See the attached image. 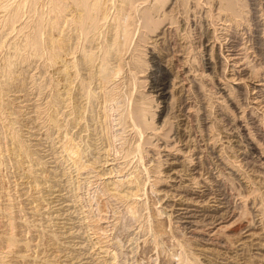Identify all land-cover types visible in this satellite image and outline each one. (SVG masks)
<instances>
[{
  "label": "rangeland",
  "instance_id": "rangeland-1",
  "mask_svg": "<svg viewBox=\"0 0 264 264\" xmlns=\"http://www.w3.org/2000/svg\"><path fill=\"white\" fill-rule=\"evenodd\" d=\"M178 1L180 0H172L169 2L170 6L166 5L155 14L156 17L162 13H168L171 16H168L169 21L168 19L161 21L162 24L161 22L151 24L149 32L147 29H140L142 28L141 18L137 17L140 14L142 16L144 9L147 8H145L146 5L138 8L141 10L140 12L137 9L133 15V22H137L133 24H140V27L136 24L133 25L134 28L132 27L134 29L132 31H136L134 32L135 36L133 35V43H131V46H133L130 47L128 52L130 54V51L140 44L143 51H141V59L145 66L142 69L143 74L142 72L138 73V76L141 77L137 79L142 80L144 84L134 85L133 94L130 98L131 102H134L140 94L148 95L152 86L154 87L165 81L170 83L167 84L168 87L172 84L171 94L173 100L170 105L168 119L172 118L164 126L163 132L167 128L170 129L164 132L167 137L169 136L170 141L167 139L168 143L172 144L174 142L181 153L177 157L179 160L177 165L173 168L178 176L176 174L173 179V176L169 175L171 171L169 173L165 169L166 166L162 165L159 169L161 172L158 173L159 179L162 180H160V184L156 180L154 181L156 178L153 170L155 169L154 164L157 165L158 163L156 161L159 160L162 163L165 159L161 157L163 153L159 157H154L151 156L156 153L154 150H146V154H149V156L147 155V157L144 153L142 156L144 162L142 159V161L140 160L142 167H145L144 169L141 167L140 161H137V157L133 158L134 161L132 158L123 160L122 154H115L122 143L118 138L119 132L121 134V131H119L121 127L118 128V121L114 119L119 111L114 102V105L112 102L107 103L105 99V101L101 100V97L104 96L102 95L103 91H109L107 89L112 88L113 85L117 87L119 85L116 84L125 81V84H129L127 82L128 73H126L128 72V66L126 65L118 74L116 72L119 69L118 64L115 66L113 63L114 61L117 63L116 58L111 55V58L113 57L115 60H110L111 69L109 71L110 74L117 77L111 76V79L108 80L110 82L106 84L105 82L102 83V80L100 83L94 80L89 89L94 91L95 96L89 101L83 99L84 97L79 98L81 94L76 93V91L73 92V89L71 96H74L72 100L76 102H72H75L74 105L84 107L85 114L83 113V116L85 118L84 121L72 127L73 124L70 121L74 117L67 116L68 109L61 102L66 98L63 94L65 92L63 88L64 81L73 79L74 74H72L73 70L69 69L68 75L71 73L72 78L70 75H66L67 72L64 71L65 76L62 73L64 69L62 64H66L70 61L69 59L76 60V56L78 59V54L75 55V59L63 55L62 57L65 58L60 59L62 62L59 60L55 66L48 68L44 66V58L35 57L26 63L12 59V62H15L11 63L10 75L6 76L1 70L2 60L9 52H13V49H11L12 43L20 44L22 40L15 31L17 24L10 32L9 30L4 32L5 28L2 30L4 13L0 12V44L3 45L0 48V264H110L108 262H111V264H179V259L185 256L190 257L189 259L192 260L195 258L196 264H264V162L262 160L260 163L254 159V156L250 155L249 152L247 153V150L243 148V143L235 138L237 133L236 127L233 128L236 124V121L234 122L235 112H232L234 109L231 111V108L226 109L225 102L220 101L221 97L216 96L218 95L217 86L226 87L230 99L243 112L242 119L245 122L241 119L240 124L249 127L246 129V133L250 132L251 140L256 145L258 144V152L261 150L262 156H264V0H221L223 4L226 3L233 7V11L228 12L219 9L217 4L219 0H207V2L203 0L205 3L202 0H200L201 3L199 0H188L183 5H181V1ZM174 2H178L182 7L178 3H176V6ZM213 2H216L215 4L218 7ZM205 4H207V7ZM171 9L173 10L169 13ZM112 10L114 8L111 9V12ZM160 17L162 18V15L155 19H160ZM202 21L204 22L202 23ZM106 25L107 23L102 29L103 31L106 30V40L109 41L110 38H107L111 36V31L105 29ZM108 32H110L109 36H107ZM56 37L59 38L58 34ZM72 38H74V35ZM135 38L139 39L134 41ZM141 39L142 43L137 41ZM71 41L73 42V39ZM97 42L87 41L84 46H87L86 48L90 51L95 45L96 48L93 50L98 53ZM71 43L70 45H74L75 40ZM128 53H125V56L122 55L123 62L128 61ZM59 55L61 56L62 53L60 52ZM119 55L121 56V53ZM204 57L206 60L210 58V70L202 67ZM64 60L65 62H63ZM187 67H190V70ZM85 69L86 67L84 70H79V78L74 79L73 88L77 86L80 78L87 77L88 71ZM181 70L184 75L179 72ZM192 72L195 74L193 73V75ZM203 72H205V77ZM199 74L204 77L203 80ZM194 76L195 78L199 76V79H195ZM120 79L121 81H119ZM192 79H195V81L193 82ZM190 80L192 81L190 82ZM178 81L181 83L180 85H177ZM125 84L122 89L124 101H126L125 97L128 95V87ZM215 85L217 86L215 87ZM181 86L183 89H181ZM72 94H76V96ZM153 101L156 102V98ZM153 101L151 102L152 105L154 104ZM180 101L182 102L179 103ZM223 107L226 111L223 110ZM113 108L114 111L116 110L115 112ZM107 112L110 114L108 115ZM249 113L251 114L249 115ZM106 114L107 116H105ZM50 115L55 121H51ZM179 122L180 124H178ZM246 122H249V125ZM157 123L159 121H156ZM70 125L71 128L68 127ZM176 126L179 127L178 130ZM67 129L70 132L66 131ZM188 131L190 133H187ZM11 133L17 136L19 143L22 145L21 150L10 138ZM66 133L72 139L70 137L69 139H67L68 137L65 138ZM128 133L126 135H130ZM130 137L128 136V138ZM190 138H194V140ZM204 138L206 140L208 138V143ZM70 140H74V142L71 143ZM194 142H196L195 146H193ZM106 145L110 147H106ZM63 146L65 147L64 151H62ZM239 146L240 148H238ZM222 147L228 149L223 150ZM187 148L188 150H186ZM237 149L240 151L238 152ZM201 150L204 152L202 153ZM216 150L218 153H216ZM69 151L72 152V157ZM74 151H78V154H73ZM67 152L69 153L67 154ZM193 152L196 155L199 153V158ZM225 152L226 154H223ZM217 154L218 157L215 156ZM113 156L117 158L115 157V159ZM236 157L237 159H234ZM113 158L115 160H112ZM99 160L102 165L98 164ZM119 160L121 161L117 162ZM74 161L77 162V166ZM134 163L138 165L136 166ZM133 165L135 167H131ZM74 166L76 167L74 168ZM77 167L79 168L76 169ZM145 170L148 171L147 174H145ZM123 171H128L131 174L129 175ZM179 171H182V173L180 174ZM98 172L103 173L100 176ZM164 175L169 176L165 178ZM125 176L128 178H125ZM181 177L187 178V180ZM129 178L135 179L132 186L128 185L130 184L128 182ZM191 180L197 184L195 183V185ZM96 181L97 185H95ZM111 182L114 183L112 187L110 186L112 189L115 186L119 191L124 189L120 195L127 191L129 194V191L130 193L132 191L135 197L131 196L130 199L122 200V196L121 198L118 195L113 196L114 193L111 191L109 193L104 192L107 188L105 189L104 186L100 185H107V183L109 185ZM123 183L124 188H120ZM74 186L79 188L75 189ZM125 186L128 187L125 188ZM136 186L139 192L135 189ZM129 187L132 188L128 190ZM99 192L105 194V196ZM99 194L102 195L101 198L107 205L106 217L102 215L105 220L103 219L101 222L96 208ZM116 196L118 197L116 198ZM170 197L172 198L170 199ZM136 198H139V201ZM143 201L147 205L144 202V206ZM187 202L189 203L187 204ZM130 203L131 205L135 203L136 208L135 206L134 208L136 210L132 208L133 205L132 209L129 207L131 206ZM140 205L143 207H140ZM183 207L188 208L187 212ZM142 210L143 213L141 214H146L143 215L144 217L140 214ZM135 211L137 214L139 213V217L136 216V213L133 215ZM93 212L94 217H92ZM131 212L133 214H130ZM136 217H138V220ZM89 218L92 220L89 221ZM106 221L108 224L114 223H111L112 229L110 225L107 226ZM239 224L243 226L240 228L244 229L246 227V230L240 229L242 232L239 230L236 234L231 232V229L239 226ZM245 224L249 226L247 227ZM100 227H106V231L102 232ZM107 228L109 231H107ZM93 233L96 236L92 235ZM104 234L108 240H106ZM94 237L100 238L98 240ZM11 241H14L13 246ZM102 248L107 251V255H104L105 251L103 252ZM112 253L117 254L115 256ZM175 253L178 254V259ZM109 254L111 258L108 257ZM107 258L109 261H107ZM175 258L178 262H174Z\"/></svg>",
  "mask_w": 264,
  "mask_h": 264
},
{
  "label": "bare ground",
  "instance_id": "bare-ground-1",
  "mask_svg": "<svg viewBox=\"0 0 264 264\" xmlns=\"http://www.w3.org/2000/svg\"><path fill=\"white\" fill-rule=\"evenodd\" d=\"M172 1V0H171ZM170 0H0V12H3L4 13V18H3V24H2V26H3V29L2 30H4V28H5V31L4 32H7L8 30H9V32H10V30L14 27V25H16L17 24V26H16V33L18 34V36H20V38H21V43L20 44H16V42H14V43H12V47H11V49H13V52L11 51V52H9L7 55H6V57H5V59H3L2 60V68H1V70H2V72L4 73V74H6V76H9L10 75V67L12 66L11 65V63H14L15 61H17V60H19V61H21L22 63H26V62H28L29 60H31V59H34L35 57L36 58H44V66L46 67V68H48V67H50V66H55L56 65V63H58L57 61H59L60 59H64L62 56L63 55H68V56H71L72 57V59H75V55H77L78 54V56H79V58L77 59V56H76V60H71V59H69L70 61H68V62H70V63H68V62H66V64H62V65H64L63 66V72L62 73H64V71H65V73H66V75H68V70L69 69H71V70H73L72 72V74H74V78L73 79H66V81H64L65 82V85H64V93L63 94H65V96H66V98L64 99V100H62V102L61 103H63L64 104V107L66 108V109H68V112H67V116L68 117H74L70 122H71V124H73V126L72 127H75L76 125H78L80 122H82V121H84V112H85V109H84V107L82 106V107H79V105H74V103L76 102L75 100H72L73 98H74V96H71V93H72V91H73V89H74V91L73 92H75L76 91V93H78V94H81V97H79V98H82V97H84L83 99H87V101H89L93 96H95V93H94V91L93 90H91L90 91V89H89V87H90V85H91V83L94 81V80H96L98 83H100L101 82V80L103 81L102 83H104L105 82V84L107 83V82H110V81H108L109 79H111V76L112 77H114V76H116V75H112V74H110V60L111 59H113V57L111 58V55L112 56H114L115 58H116V62L117 63H115V61L113 62L114 64H115V66H116V64H118V71H116L115 69H114V71H116L118 74H119V72H121V70H123L125 67H126V65L128 66V72H126V73H128V75H127V82H129V84H125V82L123 83H121V84H116V85H119V86H117V87H115L114 85V88H113V86H112V88H108L107 90H109V91H103V94L102 95H104V96H102L101 97V100H106L107 101V103L109 102V103H115V105L117 106V110L119 111V113H118V115H117V117H115L114 119H117V121H118V128H119V126L121 127V129H119V131H121V134H120V132H119V136L117 135V134H115V135H117L118 136V138H120L119 139V141L120 142H122L121 143V146H120V148L116 151V153L115 154H122V159L124 160V159H130V158H132V160H133V158H136L137 159V161L139 162L143 157V154L145 153L146 154V150H154L156 153L154 154V155H151V156H156V157H159L162 153H163V155H161V157H163L162 159H164L163 160V162L161 163V162H159V160L158 161H156V162H158L157 163V165H155L154 164V170H153V174H155V178L156 179H154V181L156 180V182H160V180L161 179H159V172H161L159 169H160V167L162 166V165H164V166H166V170L167 171H169V173H170V171H171V174H169V175H172L173 176V179H174V176L177 174V172H175V169H173L174 168V166L175 165H177V162L179 161L178 160V156H179V154L181 153L180 152V150L179 149H177L176 148V145H175V143L173 142L172 144H169L168 143V137H167V134L166 133H164V132H166L169 128H167V130L165 129V131L163 132V129H164V126L166 125V123L168 122V120L170 121V119L172 118H170V119H168L169 118V116H170V114H169V116H168V113H169V111H170V105H171V103H172V94H171V91H172V84L171 85H169V87H168V85L167 84H170V83H168L167 81H165V82H167V83H165V82H163V83H160V84H158V85H156V86H152V88H151V92L148 94V95H138V98L134 101V102H131L130 101V98H131V96H132V94H133V88H134V85L135 84H138V85H140V84H144V82H142V80L141 81H139V80H137L138 78H140L141 76H138L139 74L138 73H140V72H142V69L145 67L144 66V63H143V60L141 59V56H142V54H141V51H142V49L140 48L141 47V45L139 44V45H135L136 47H134L131 51H130V54L128 53L129 52V50H130V47H132L131 46V43H133L132 42V39L134 38L133 37V35H134V32L136 31H132V30H134L133 28H134V26L133 25H138L139 27H140V24H137V23H135V24H133L134 22H137V21H134L133 22V18H134V14L136 13V11H137V9L140 7V6H142V5H146L145 6V8L146 9H144V11H143V14H142V16H140V15H137V17L140 19L141 18V26H142V28H140L141 30L142 29H144V30H146L147 29V31L149 30L150 31V29H149V26L151 25V24H158V22L160 23L161 21H164L165 19H168V21H169V18H168V16H171V14H168V13H166V14H164V13H162V14H160V15H162V18L160 17V19H155V18H157V17H159V16H155V14H157L161 9H163L166 5H169V2H171ZM181 1V5H183L186 1H188V0H180ZM180 1H178V2H180ZM203 1V0H202ZM178 2H174L175 3V5L177 6V4L176 3H178ZM199 2H200V0H199ZM204 3H205V1H203ZM206 2H207V0H206ZM209 2V1H208ZM173 3V4H174ZM201 3V2H200ZM203 3V4H204ZM209 3H211V2H209ZM214 3V2H213ZM216 3V2H215ZM214 3V5L216 6L217 4L219 5V9H221V11H233V7L232 6H230L229 4H226L225 2V4H223L222 3V1L221 0H219V2H217V4H215ZM147 4H148V6H147ZM172 4V3H171ZM212 4V3H211ZM174 5V6H175ZM178 5H179V3H178ZM181 5H179V6H181ZM202 5V4H201ZM207 4H205V6H206ZM218 5H217V7H218ZM170 6V5H169ZM174 6H172L173 8H174ZM208 6H209V4H208ZM211 6V5H210ZM215 6H214V8H215ZM171 7V8H172ZM182 7V6H181ZM207 7V6H206ZM212 7H213V5H212ZM112 8H114V10H112V12H111V9ZM199 8V7H198ZM197 8V9H198ZM205 8V7H204ZM209 8V7H208ZM142 9V8H141ZM200 9V8H199ZM217 9V8H216ZM218 9V10H219ZM139 10V9H138ZM172 10L173 9H171L170 10V12L169 13H171L172 12ZM218 10H217V12H218ZM141 10H139V12H140ZM216 11V10H215ZM220 11V10H219ZM178 12V11H177ZM203 13V12H202ZM220 13V12H219ZM2 15V14H1ZM111 15V16H110ZM136 16V15H135ZM140 16V17H139ZM154 16H155V18H154ZM201 17V16H200ZM108 18H110L109 20H108ZM136 18V17H135ZM137 18V19H138ZM1 19V18H0ZM202 19V18H201ZM108 20V21H107ZM204 20V19H203ZM194 21V20H193ZM138 22V23H139ZM201 22V21H200ZM204 21H202V23H203ZM105 23H107V25H106V28L105 29H108V30H110L111 31V36L110 37H108L107 39H109V41H107L106 40V30L105 31H103V29H102V27L104 28V25H105ZM168 23V22H167ZM161 24H162V22H161ZM133 27V28H132ZM137 28V27H136ZM14 29V28H13ZM12 29V30H13ZM56 29H58V30H56ZM139 29V30H140ZM7 30V31H6ZM11 30V31H12ZM148 31V32H149ZM9 32H8V34H9ZM109 34H107V36H109L110 35V32H108ZM138 33V32H137ZM139 33H141L140 31H139ZM6 34V33H5ZM58 34V36H59V38H57L56 37V35ZM62 34V35H61ZM146 34H148V33H146ZM2 35V34H1ZM50 35H51V37H50ZM74 35V38H72V36ZM142 35V34H141ZM6 36V35H5ZM135 36V35H134ZM137 36H138V34H137ZM136 36V37H137ZM140 36V35H139ZM61 38H62V40H61ZM73 39V42H74V40H75V43H74V45L70 42V40H72ZM136 39H139V38H135V40L134 41H136ZM2 40V39H1ZM87 41H89V42H91V41H98L97 42V48H98V53H95L94 52V50H95V48H96V46L94 45L93 47V49H90V51L84 46L85 45V43L87 42ZM137 41H139L140 43H142L141 41H142V39L141 40H137ZM19 42V41H18ZM2 43V42H1ZM70 43L72 44V45H70ZM9 44H11V43H9ZM8 44V45H9ZM96 44V43H95ZM7 45V46H8ZM3 46V45H2ZM1 46V44H0V48L2 47ZM10 46V45H9ZM89 47V46H88ZM210 48H212V47H210ZM93 50V51H92ZM210 50V49H209ZM208 51V50H207ZM207 51H205V52H207ZM211 51V50H210ZM60 52L62 53V55L60 56L59 54H60ZM143 52V51H142ZM121 53V56L119 55ZM125 53H128L129 54V57L127 58L128 59V61H126V62H123L122 60H123V57H122V55L123 56H125ZM211 53V52H210ZM202 55H204V54H202ZM201 55V56H202ZM206 55H208V54H206ZM67 56V57H68ZM205 56V55H204ZM209 56V55H208ZM66 57V58H67ZM119 57V58H118ZM70 58V57H69ZM205 58V57H204ZM208 58V57H207ZM12 59L13 60H15L14 62H12ZM68 59V58H67ZM113 60H115V59H113ZM201 60H203V59H201ZM61 62H62V60H60ZM72 61V62H71ZM204 61H205V63H204ZM63 62H65V60L63 61ZM119 62V63H118ZM100 63V64H99ZM180 66V65H179ZM202 66V65H201ZM201 66H199V67H201ZM86 67V69H87V71H88V74L86 75L87 77H85L84 79H79V82L77 83V86H74V88L72 87V85L74 84V79H78L79 78V70H84V68ZM113 67V66H112ZM202 67H204L205 69H211V67H210V58H209V60L207 59L206 60V58H205V60H203V66ZM80 68H83V69H80ZM114 68V67H113ZM112 68V69H113ZM189 68V69H188ZM85 69V70H86ZM146 69V68H145ZM187 69L188 70H190V67H187ZM186 69V71H188ZM191 69H194V68H192L191 67ZM203 69V68H202ZM60 71H62L61 69H59ZM195 70V69H194ZM70 71V70H69ZM111 71H113V70H111ZM113 71V72H114ZM116 72H114V73H116ZM179 72H182V70L181 71H179ZM196 72V71H195ZM65 73H64V75H65ZM70 73V72H69ZM145 73V72H144ZM183 73V72H182ZM194 72H192V74H193ZM205 72H203V75H204V77H205V74H204ZM71 74V73H70ZM69 74V75H70ZM86 74V73H85ZM142 74H143V72H142ZM186 74V73H185ZM195 74V73H194ZM193 74V75H194ZM201 74H202V72H201ZM65 75V76H66ZM68 75V76H69ZM183 75H184V73H183ZM188 75H189V73H188ZM187 75V76H188ZM192 75V76H193ZM72 75H70V77H71ZM143 76V75H142ZM199 76H200V74H199ZM199 76H197L196 78H195V76H194V78L195 79H197ZM117 77V76H116ZM176 77V76H175ZM178 77V76H177ZM186 77V76H185ZM200 77H202V75L200 76ZM204 77H202V80L204 79ZM69 78V77H68ZM72 78V77H71ZM82 78H83V76H82ZM115 78V77H114ZM113 78V79H114ZM123 78V77H122ZM125 78V77H124ZM184 78V77H183ZM112 79V81H114ZM175 79V78H174ZM195 79L193 80V82L195 81ZM199 79V78H198ZM201 79V78H200ZM123 80V79H122ZM176 80H179V79H176ZM175 80V81H176ZM181 80H182V74H181ZM183 80H185V79H183ZM192 80H190V82L192 81ZM201 80V81H202ZM77 81V80H76ZM119 81H121V79L119 80ZM186 81V80H185ZM197 81V80H196ZM115 82V81H114ZM189 82V81H188ZM198 82H200V81H198ZM112 83V82H111ZM156 83V82H155ZM173 83V82H172ZM220 83V82H219ZM114 84V83H113ZM124 84H125V86H127L128 87V95H127V97H125L126 98V101H124V97L122 96L123 95V93H122V89L124 88ZM175 84H177V83H175ZM174 84V85H175ZM181 83H179V81H178V84L177 85H180ZM186 84V83H185ZM102 85V84H101ZM108 85V84H107ZM137 85V86H138ZM176 85V86H177ZM104 86V85H103ZM109 86V85H108ZM136 86V85H135ZM171 86V87H170ZM199 86V85H198ZM217 85H215V87H216ZM226 86V85H225ZM105 87V86H104ZM175 87V86H174ZM214 87V88H215ZM103 88V87H102ZM149 88V87H148ZM170 88H171V90H170ZM200 88V87H199ZM177 89V88H176ZM175 89V90H176ZM181 89H183L182 88V86H181ZM188 89H189V87H188ZM104 90H106L105 88H104ZM187 90V89H186ZM216 90H217V94L218 95H216V96H219V97H221L219 100L220 101H222V102H225V104H226V106H225V104H224V106H225V108L226 109H228V108H231L230 109V111L231 110H233L234 109V111H232V112H235V116H234V118H235V120H234V122L236 121V124H234L235 126L233 127V128H235V130H236V133H237V135H236V137L235 138H237L241 143H243V145H244V147L243 148H245L246 150H247V153L249 152V154L250 155H252V156H254V159H256V160H258L259 162L260 161H262L263 160V162H264V156H262V153H261V150H260V152H258L259 150H258V144L256 145L252 140H251V137L249 136V133H246V129L247 128H249V127H247L246 125H243V124H240V122L242 121V120H244V119H242V115H243V112L242 111H240V109H238V107L235 105V103H234V101H232L231 99H230V97H229V93H228V91L226 90V87H220V85L219 86H217V88H216ZM142 91H144V90H142ZM149 91V90H148ZM148 91H147V93H148ZM188 91V90H187ZM208 91V90H207ZM102 92V91H101ZM180 92H181V90H180ZM184 92V91H183ZM182 92V93H183ZM146 93V94H147ZM215 93H216V91H215ZM72 95H75L76 96V94H72ZM72 97V98H71ZM174 97V96H173ZM182 97V96H181ZM184 97V96H183ZM187 97V96H186ZM103 98V99H102ZM156 98V102L155 101H153L154 99ZM83 99H81V100H83ZM186 99H188V98H186ZM104 100V101H105ZM181 100V99H180ZM183 100V99H182ZM72 101H75L74 103L72 102ZM153 101V105H152V102ZM182 101H180L179 103H181ZM188 102H189V100H188ZM221 102V103H222ZM114 103H113V105H114ZM186 103V102H185ZM217 103V102H216ZM183 104V103H182ZM82 105V104H81ZM80 105V106H81ZM180 105V104H179ZM219 105V104H218ZM180 106H182L183 107V105H180ZM220 106V105H219ZM112 107H114V106H112ZM181 107V108H182ZM222 108V107H221ZM241 108V107H240ZM116 109V108H115ZM180 109V108H179ZM204 109V108H203ZM242 109V108H241ZM182 110V109H181ZM184 110V109H183ZM188 110V109H187ZM190 110H191V108H190ZM223 110H225L224 109V107H223ZM242 110H244V109H242ZM109 111V110H108ZM113 111H114V108H113ZM116 111V110H115ZM114 111V112H115ZM226 111V110H225ZM249 111V110H248ZM44 112H47V111H44ZM56 112H57V110H56ZM178 112H179V110H178ZM189 112V111H188ZM250 112V111H249ZM84 113V114H83ZM107 114H108V112H107ZM107 114L105 115V116H107ZM110 114V113H109ZM108 114V115H109ZM247 114V113H246ZM251 113H249V115H250ZM74 115V116H73ZM178 115H181V114H178ZM254 115V114H253ZM103 116V115H102ZM111 116V115H110ZM166 116H168L167 118H166ZM182 116V115H181ZM252 116V115H251ZM251 116H250V118H251ZM104 117V116H103ZM102 117V118H103ZM109 117V116H108ZM112 117V116H111ZM248 117V116H247ZM255 117V116H254ZM50 118H52L51 119V121H55V119L50 115ZM107 118V117H106ZM105 118V119H106ZM176 118L178 119V117H177V115H176ZM187 119L189 118V117H186ZM246 118V117H245ZM105 119H104V121H105ZM107 119H109V118H107ZM107 119H106V122H107ZM113 119V120H114ZM199 119V118H198ZM242 119V120H241ZM247 119V118H246ZM251 119H253V118H251ZM160 120H161V122H160ZM185 120V119H184ZM205 120V119H204ZM257 120H259V119H257ZM67 121V120H66ZM156 121H159V123H157L156 124ZM173 121V120H172ZM183 121V120H182ZM181 121V122H182ZM249 121V120H248ZM253 121V120H252ZM255 121V120H254ZM114 122H115V120H114ZM202 122V121H201ZM232 122V121H231ZM243 122H245V120L243 121ZM68 123V122H67ZM67 123H65V124H67ZM174 123V122H173ZM196 123V122H195ZM203 123H205V122H203ZM249 123V122H248ZM247 122H246V124L247 125H249ZM254 123V122H253ZM105 124V123H104ZM178 124H180V122L178 123ZM245 124V123H244ZM68 125H69V123H68ZM170 125H172L171 123H170ZM67 127V126H66ZM69 128H71V125L70 126H68ZM67 127V128H68ZM170 127V126H169ZM172 127V126H171ZM177 127V126H176ZM259 127H261V126H259ZM117 128V129H118ZM173 128V127H172ZM178 128L179 127H177V130H178ZM187 128V127H186ZM188 128H189V126H188ZM187 128V129H188ZM210 128V127H209ZM208 129V128H207ZM226 129V128H225ZM69 130H71V129H69ZM170 130V129H169ZM173 130V129H172ZM176 130V129H175ZM176 130V131H177ZM186 130V129H185ZM209 130V129H208ZM66 131H68V129L66 130ZM65 131V132H66ZM187 131V130H186ZM68 132H70V131H68ZM67 132V133H68ZM129 132V133H128ZM203 132H205V131H203ZM231 132H233V130H231ZM65 134V138L66 137H68V134ZM130 134V135H126V134ZM132 133V134H131ZM175 133V132H174ZM187 133H190L189 131L187 132ZM206 133V132H205ZM219 133V132H218ZM172 134V133H171ZM202 133L200 132V135H201ZM207 134V133H206ZM221 134V133H220ZM219 134V135H220ZM227 134V133H226ZM188 135V134H187ZM199 135V136H200ZM205 135V134H204ZM230 135V134H229ZM128 136H131L130 138H128ZM171 136V135H170ZM180 136V135H179ZM198 136V137H199ZM231 136H233V135H231ZM70 138H71V136H69ZM69 137L67 138V139H69ZM113 137V136H112ZM175 137V136H174ZM202 137V136H201ZM205 137H206V135H205ZM226 137V136H225ZM224 137V138H225ZM10 138L16 143V145L18 146V148H20V150L22 149V145L19 143V141H18V139H17V136L14 134V133H11L10 134ZM117 138V137H116ZM171 138V137H170ZM181 138V137H180ZM179 138V139H180ZM197 138V137H196ZM217 138V137H216ZM72 139V138H71ZM168 139V140H167ZM178 139V138H177ZM190 139H193L194 140V138H190ZM205 139V138H204ZM203 139V140H204ZM236 139V140H237ZM172 140V139H171ZM174 140H175V138H174ZM196 140V139H195ZM197 140H198V138H197ZM206 140V139H205ZM207 140H208V138H207ZM206 140V141H207ZM211 140V139H210ZM212 140H213V138H212ZM215 140V139H214ZM217 140V139H216ZM67 141H69V140H67ZM66 141V142H67ZM70 141H72V140H70ZM170 141V140H169ZM176 141V140H175ZM65 142V143H66ZM74 142V140L71 142V143H73ZM180 142V141H179ZM190 142V141H189ZM188 142V143H189ZM238 142V141H237ZM70 143V142H69ZM195 143L196 142H194V145L193 146H195ZM200 143V142H199ZM207 143H208V141H207ZM240 143V144H241ZM187 144V143H186ZM190 144V143H189ZM188 144V145H189ZM201 144H202V142H201ZM222 144V143H221ZM239 144V143H238ZM66 145V144H65ZM77 145V144H76ZM203 145V144H202ZM210 145V144H209ZM108 145H106V147H107ZM198 146V145H197ZM196 146V147H197ZM199 146H200V144H199ZM204 146V145H203ZM208 146V145H207ZM220 146V145H219ZM64 147V146H63ZM71 147H72V145H71ZM77 147V146H76ZM108 147H110V146H108ZM188 147V146H187ZM205 148H207L206 146H204ZM221 147V146H220ZM75 147H73V149H74ZM189 148V147H188ZM188 148L186 149V150H188ZM191 148H192V146H191ZM223 148V147H222ZM222 148H221V151H222ZM225 148H227V147H224L223 148V150L225 149ZM238 148H240V146L238 147ZM64 149H65V147L63 148V150L62 151H64ZM67 149H68V143H67ZM66 149V150H67ZM114 149V148H113ZM112 149V151H114ZM190 149V148H189ZM196 149V148H195ZM202 149V148H201ZM228 149V148H227ZM74 150H76V148L74 149ZM79 150V149H78ZM106 150H107V148H106ZM121 150V151H120ZM194 150V149H193ZM197 150V149H196ZM205 150V149H204ZM215 150V149H214ZM234 150V149H233ZM241 150H242V145H241ZM109 151V150H108ZM191 151V150H190ZM217 151V150H216ZM220 151V152H221ZM227 151V150H226ZM229 151V150H228ZM237 151H238V149H237ZM240 151V150H239ZM238 151V152H239ZM69 152H71V151H69ZM69 152H67V154L69 153ZM78 152V151H77ZM76 151H74V153L73 154H76L77 153ZM107 152V151H106ZM109 152H111V151H109ZM153 152V151H152ZM197 152V151H196ZM201 152H202V150H201ZM204 152V151H203ZM202 152V153H203ZM224 152V151H223ZM244 152V151H243ZM66 153V152H65ZM151 153V152H150ZM154 153V152H153ZM152 153V154H153ZM183 153V152H182ZM186 154H190V153H187V152H185ZM184 153V154H185ZM194 153V152H193ZM201 153V154H202ZM216 153H218V151L216 152ZM215 153V154H216ZM67 154H66V156H67ZM78 154V153H77ZM112 154H113V152H112ZM185 154V155H186ZM195 154V153H194ZM193 154V155H194ZM199 153H197V155H198ZM211 154V153H210ZM214 154V153H213ZM223 154H226V152L225 153H223ZM227 154H229V153H227ZM245 154V153H244ZM264 154V153H263ZM106 155H107V153H106ZM149 156V154H146V156ZM196 155V154H195ZM196 155V156H197ZM74 156V155H73ZM108 156H109V154H108ZM118 156H121V155H118ZM145 156V157H146ZM147 156V157H148ZM190 156V155H189ZM215 156H217L218 157V154L217 155H215ZM220 156V155H219ZM221 156H222V154H221ZM238 156H239V154H238ZM237 156V157H238ZM246 156V155H245ZM70 157V156H69ZM71 157H72V152H71ZM79 157V155L77 156V158ZM114 157V156H113ZM116 157V156H115ZM114 157V158H115ZM160 157V158H161ZM180 157H181V155H180ZM183 157H185V156H183ZM187 157V156H186ZM198 158H199V155L197 156ZM196 157V158H197ZM237 157L236 158H234V159H237ZM75 159H76V157H74ZM100 158V157H99ZM112 159V160H115V159ZM119 158V157H118ZM153 158V157H152ZM151 158V159H152ZM195 158V159H196ZM220 158V157H219ZM121 159V160H122ZM135 159V160H136ZM155 159V158H154ZM184 159V158H183ZM188 159V158H187ZM193 159V158H192ZM201 159V158H200ZM199 159V160H200ZM222 159V158H221ZM220 159V160H221ZM224 159H226L225 157H224ZM67 160V159H66ZM70 160V159H69ZM74 160V159H73ZM78 160V159H77ZM118 160V159H117ZM121 160H119V161H117V162H120ZM131 160V161H132ZM143 160V159H142ZM141 160V161H142ZM157 160V159H156ZM182 160V159H181ZM185 160V159H184ZM189 160V159H188ZM187 160V161H188ZM232 160V159H231ZM76 161V160H75ZM75 161H74V163H75ZM79 161V160H78ZM96 162H97V160H95ZM134 161V160H133ZM140 161V163H141V167H142V162ZM217 161V160H216ZM219 161V160H218ZM73 162V161H72ZM110 162V161H109ZM115 162V161H114ZM136 162V161H135ZM138 162H136V163H138ZM143 162H144V160H143ZM146 162V161H145ZM152 162V161H151ZM194 162V161H193ZM198 162V161H197ZM232 162V161H231ZM235 162V161H234ZM233 162V163H234ZM255 162H257V161H255ZM74 163H73V165H74ZM94 163V162H93ZM105 163H106V161H105ZM122 163H123V161H122ZM129 163H130V160H129ZM133 163V162H132ZM154 163V162H153ZM181 163V162H180ZM183 163V162H182ZM181 163V164H182ZM185 163V162H184ZM187 163V162H186ZM189 163H190V161H189ZM196 163V162H195ZM200 163V162H199ZM199 163H198V165H199ZM218 163H222V162H218ZM224 163V162H223ZM228 163V162H227ZM237 163H238V161H237ZM254 163V162H253ZM261 163V162H260ZM260 163H257L258 165L260 164ZM76 164V166H77V162L75 163ZM83 164V163H82ZM81 164V165H82ZM98 164H101L100 163V160H99V163ZM115 164H117L118 165V163H115ZM124 164V163H123ZM135 164V163H134ZM139 164V163H138ZM137 164V165H138ZM144 164V163H143ZM229 164V163H228ZM91 165H93L92 163H91ZM94 165H95V163H94ZM97 165V164H96ZM102 165V164H101ZM124 165H126V164H124ZM128 165V164H127ZM131 165V164H130ZM136 165V164H135ZM136 165V166H137ZM146 165V164H145ZM144 165V166H145ZM191 165V164H190ZM218 165V164H217ZM221 165V164H220ZM223 165H225V164H223ZM264 165V164H263ZM262 165V166H263ZM76 166H74V168L76 167ZM83 166V165H82ZM118 166H120V165H118ZM181 166V165H180ZM183 166V165H182ZM188 166V165H187ZM197 166V165H196ZM234 166V165H233ZM239 166V165H238ZM261 166V165H260ZM85 167V166H84ZM89 167H90V164H89ZM91 167H93V166H91ZM125 167V166H124ZM127 167H129V166H127ZM131 167H135L134 165L133 166H131ZM79 167H77L76 169H78ZM94 168V167H93ZM96 168V167H95ZM139 168V167H138ZM137 168V169H138ZM143 169L145 168V167H142ZM188 168V167H187ZM191 168V167H190ZM189 168V169H190ZM76 169H74V170H76ZM85 169V168H84ZM83 169V170H84ZM92 169V168H91ZM120 169V168H119ZM128 169V168H127ZM126 169V170H127ZM163 169V168H162ZM229 169H231V168H229ZM236 169V168H235ZM136 170V169H135ZM188 170V169H187ZM80 171H82V170H80ZM111 171V170H110ZM116 171H117V168H116ZM143 172H144V170H142ZM141 171V172H142ZM237 171H239L238 169H237ZM79 172V171H78ZM113 172V171H112ZM121 172V171H120ZM124 172V171H123ZM130 172L132 173V175H133V172L130 170ZM148 172V171H147ZM147 172H146V170H145V174H147ZM249 172V171H248ZM99 173V172H98ZM103 173V172H102ZM102 173H99V175L100 174H102ZM107 173V172H106ZM105 173V174H106ZM111 173V172H110ZM118 173H119V171H118ZM124 173H128V171L127 172H124ZM130 173V174H131ZM150 173V172H149ZM163 173V172H162ZM179 173L181 174L182 173V171H179ZM96 174H97V172H96ZM109 174V173H108ZM113 174V173H112ZM129 174V173H128ZM127 174V175H128ZM129 174V175H130ZM156 174H158V176H156ZM168 174V173H167ZM107 175V174H106ZM116 175V174H115ZM120 175V174H119ZM121 175H122V173H121ZM168 175V176H169ZM98 176V175H97ZM101 176V175H100ZM103 176V175H102ZM110 176V175H109ZM123 176V175H122ZM147 176H149V175H147ZM162 176V175H161ZM165 176V175H164ZM168 176H165V178L166 177H168ZM176 176H178V174L176 175ZM183 176V175H182ZM186 176V175H185ZM189 176V175H188ZM94 177V176H93ZM112 177V176H111ZM119 177V176H118ZM117 177V178H118ZM132 177V176H131ZM136 177H137V174H136ZM140 177V176H139ZM248 177V176H247ZM102 178V177H101ZM116 178V177H115ZM125 178H128V177H126L125 176ZM152 178V177H151ZM162 178V177H161ZM165 178H164V180H165ZM172 178V177H171ZM180 178V177H179ZM181 178H184V177H181ZM96 179V178H95ZM98 179V178H97ZM100 179V178H99ZM120 179H122V178H120ZM146 179H147V177H146ZM184 179H186L187 180V178H184ZM247 179V178H246ZM133 180H135V179H130L129 178V181L128 182H130V184H128V185H133L132 183H133ZM140 180V179H139ZM143 180V179H142ZM163 180V181H164ZM194 180V179H193ZM251 180V179H250ZM126 181V180H125ZM146 181V180H145ZM162 181V180H161ZM168 181V180H167ZM249 181V180H248ZM247 181V182H248ZM124 182V181H123ZM143 182V181H142ZM151 182L153 183V181L151 180ZM180 182V181H179ZM187 182V181H186ZM191 182H193L192 180H191ZM79 183V182H78ZM94 184H95V182H93ZM116 183V182H115ZM117 183H119V182H117ZM125 183V182H124ZM124 183H123V186L122 187H120V188H124ZM136 183H139V182H136ZM146 184H147V182H145ZM158 183H157V185H158ZM163 183V182H162ZM189 183V182H188ZM194 183V182H193ZM196 183V182H195ZM194 183V184H195ZM249 183V182H248ZM113 182H111V184H109L108 185V183H107V185H105V184H103V185H100V186H104V188L106 189L104 192H108L109 193V191H111V192H113L114 194H113V196L114 195H118V196H120V198H121V196H122V200L123 199H130L129 197H135V196H133V193H132V191H131V193H130V191H129V194H128V191L126 192V190H125V192L126 193H123L122 195H120V193L121 192H123L124 191V189L122 190V191H119V190H117V186H115L114 187V189H112L111 187L113 186ZM120 184V183H119ZM118 184V185H119ZM135 184V183H134ZM141 184V183H140ZM143 184V183H142ZM154 184H156L155 182H154ZM160 184V183H159ZM181 184H183V183H181ZM190 184V183H189ZM197 184V183H196ZM195 184V185H196ZM95 185H97V181H96V184ZM126 185V184H125ZM144 185V184H143ZM161 185H163V184H161ZM78 186V185H77ZM93 186V185H92ZM111 186V187H110ZM121 186V185H120ZM155 186V185H154ZM185 186V185H184ZM99 187V186H98ZM128 186H125V188H127ZM135 187V186H134ZM160 187V186H159ZM189 187V186H188ZM74 188L75 189H77V188H79V187H75L74 186ZM73 188V189H74ZM97 188V187H96ZM130 188H132V187H129L128 188V190H130ZM142 188V187H141ZM140 188V189H141ZM181 188V187H180ZM179 188V189H180ZM101 189H102V187H101ZM135 189H137V186H136V188ZM134 189V190H135ZM144 189V188H143ZM186 189V188H185ZM261 189V188H260ZM97 190V189H96ZM103 190V189H102ZM121 190V189H120ZM134 190H133V192H134ZM138 190V189H137ZM98 191V190H97ZM136 191V190H135ZM180 191V190H179ZM95 192V191H94ZM106 192V193H107ZM138 192H139V190H138ZM141 192H142V189H141ZM96 193V192H95ZM94 193V194H95ZM99 193H101V192H99ZM136 193V192H135ZM97 194V193H96ZM101 194H103V193H101ZM138 194V193H137ZM104 196H105V194H103ZM110 195H112L111 193H110ZM139 195V194H138ZM178 195V194H177ZM176 195V196H177ZM251 195V194H250ZM249 195V196H250ZM96 196V195H95ZM102 196V195H101ZM101 196H100V194L97 196V206H96V204H95V206H96V208H97V212L99 213V215L98 216H100L99 217V220H100V222H101V220H105V217H106V215H105V210L107 209L106 208V203H104L103 202V200H102V198H101ZM118 196H116V198L118 197ZM171 196V195H170ZM172 196H174V195H172ZM108 197V196H107ZM110 198H112L111 196H109ZM131 197V198H132ZM178 197V196H177ZM172 197H170V199H171ZM176 198V197H175ZM183 198V197H182ZM119 199V198H118ZM137 199V198H136ZM139 199V198H138ZM137 199V200H138ZM93 200V199H92ZM134 200V199H133ZM141 200V199H140ZM174 200V199H173ZM104 201H105V199H104ZM116 201H119V200H116ZM120 201H121V199H120ZM127 201V200H126ZM130 201V200H129ZM128 201V202H129ZM139 201V200H138ZM182 201H183V199H182ZM127 202V203H128ZM131 202H133V201H131ZM136 202V201H135ZM145 201H143V205L146 203H144ZM179 202L181 203V201L179 200ZM178 202V203H179ZM84 203V202H83ZM89 203H90V200H89ZM121 203V202H120ZM184 203V202H183ZM189 202H187V204H188ZM129 204V203H128ZM135 203H132V205H133V207H132V205H131V203H130V205L131 206H129L130 208L132 207V208H134V205ZM140 204V203H139ZM123 205H125V204H123ZM146 205H147V203H146ZM190 205V204H189ZM188 205V206H189ZM138 206V205H137ZM145 206V205H144ZM180 206V205H179ZM185 206H186V204H185ZM184 206V207H185ZM187 206V207H188ZM140 207H143L142 205H140ZM140 207H137V208H140ZM147 207V206H146ZM172 207V206H171ZM174 207V206H173ZM176 207V206H175ZM182 207V206H181ZM180 207V208H181ZM183 207V208H184ZM191 207V206H190ZM125 208V207H124ZM131 208V209H132ZM135 208H136V206H135ZM134 208V209H135ZM145 208V207H144ZM128 208H127V206H126V210H127ZM133 209V210H134ZM174 209V208H173ZM182 209V208H181ZM185 209V208H184ZM188 209V208H187ZM187 209H185L186 210V212H187ZM93 210V209H92ZM92 210H91V212H92ZM125 210V211H126ZM130 210V209H129ZM136 210V209H135ZM139 210V209H138ZM146 210V209H145ZM193 210V209H192ZM191 210V211H192ZM95 211H96V209H95ZM128 211V210H127ZM126 211V212H127ZM131 211V210H130ZM129 211V212H130ZM147 211V210H146ZM145 211V212H146ZM174 211V210H173ZM176 211V210H175ZM257 211V210H256ZM88 212V211H87ZM97 212H96V214H97ZM140 212V211H139ZM148 212V211H147ZM183 212V211H182ZM185 212V211H184ZM104 213V214H103ZM115 213V212H114ZM135 213H136V216L138 215V217L140 216L139 215V213L137 214V212L135 211L134 212V214H133V212H131L130 214H133V215H135ZM141 213H143V210L140 212V214ZM178 213V212H177ZM197 213V212H196ZM88 214H91V213H88ZM117 214V213H116ZM129 214V213H128ZM183 214H186V213H183ZM93 215H95L94 214V212H93V214H92V217H94ZM102 215H104L105 217H102ZM133 215H132V217H133ZM142 215V214H141ZM143 215H146V214H143ZM142 215V216H143ZM148 215V214H147ZM178 215V214H177ZM182 215V214H181ZM191 215V214H190ZM192 215H193V212H192ZM191 215V216H192ZM196 215V214H195ZM141 216V217H142ZM189 216V215H188ZM91 217V218H92ZM96 217V216H95ZM138 217H136L137 218V220H138ZM144 217V216H143ZM147 217H149V216H147ZM179 217V216H178ZM186 217V216H185ZM194 217V216H193ZM196 217V216H195ZM194 217V218H195ZM200 217V216H199ZM199 217H197V218H199ZM202 217H204V216H202ZM111 218V216L109 217V219ZM133 218H135V217H133ZM189 218V217H188ZM196 218V219H197ZM206 218V217H205ZM90 219V218H89ZM98 219V218H97ZM107 219V218H106ZM175 219H176V217H175ZM178 219V218H177ZM92 219H90L89 221H91ZM85 221V220H84ZM107 221H109V220H107ZM107 221H106V223H107ZM182 221V220H181ZM180 221V223H182ZM187 221V220H186ZM96 222V221H95ZM94 222V223H95ZM183 222H185L184 220H183ZM187 222H190V221H187ZM97 223V222H96ZM95 223V224H96ZM103 223V222H102ZM111 223H113V222H111ZM111 223L110 224H108L107 223V226L108 225H110V228H111ZM192 223V222H191ZM190 223V224H191ZM92 224V223H91ZM114 224V223H113ZM112 224V225H113ZM189 224V223H188ZM101 225V224H100ZM104 225V224H103ZM247 224H245V226H246ZM94 226V225H93ZM97 226V225H96ZM102 226V225H101ZM242 225H240L239 224V226H236V227H233L232 229H231V232H233L234 234H236V232H238L240 229H243V228H240ZM249 225H247V227H248ZM243 227V226H242ZM89 228H91L90 226H89ZM101 228V227H100ZM105 228L106 227H102L101 229H102V232H105L106 230H105ZM246 227H244V229L243 230H246L245 229ZM88 229V228H87ZM95 229V228H94ZM108 229V228H107ZM112 229V228H111ZM92 230V229H91ZM156 230V229H155ZM89 231V230H88ZM107 231H109V229L107 230ZM111 231V230H110ZM157 231V230H156ZM230 231V230H229ZM241 231V230H240ZM90 232V231H89ZM93 232H94V230H93ZM98 232H99V230H98ZM97 232V233H98ZM242 232V231H241ZM248 232V231H247ZM92 233V232H91ZM94 233H96V232H94ZM92 234V235H95V234ZM158 233V232H157ZM156 233V234H157ZM240 233V232H239ZM108 234H109V232H108ZM155 234V235H156ZM238 234V233H237ZM105 235V234H104ZM106 235H107V233H106ZM106 235H105V237H106ZM158 235V234H157ZM96 236V235H95ZM99 236H100V234H99ZM92 237V236H91ZM105 237H101V238H105ZM110 237V236H109ZM155 237H157V236H155ZM97 239L98 238H100V237H96ZM95 237H94V239H96ZM107 238V237H106ZM248 238H249V234H248ZM91 240V239H90ZM99 240V239H98ZM104 240V239H103ZM102 240V241H103ZM106 240H108V238L106 239ZM105 240V241H106ZM110 240V239H109ZM156 240V239H155ZM102 241H101V243H102ZM104 241V242H105ZM11 243H12V246L14 245V241H11ZM97 244L99 243L98 241L96 242ZM106 243V242H105ZM110 243V242H109ZM97 244H95V245H97ZM117 244H119V243H117ZM158 244V243H157ZM256 244V243H255ZM103 245V244H102ZM106 245V244H105ZM99 246V245H98ZM110 246V245H109ZM105 247V246H104ZM158 247V246H157ZM94 248V247H93ZM99 248V247H98ZM107 248H108V245H107ZM106 248V249H107ZM101 249V248H100ZM110 249V248H109ZM112 249V248H111ZM114 249V248H113ZM184 249V248H183ZM97 250V249H96ZM102 250H103V252L105 251L103 248H102ZM98 251V250H97ZM110 251V250H109ZM108 251V252H109ZM115 252H116V250H114ZM185 251V250H184ZM102 252V251H101ZM102 252V253H103ZM112 252H113V250H112ZM118 252V251H117ZM186 252V251H185ZM101 253V254H102ZM107 253V251H105V253H104V255ZM110 253H111V251H110ZM177 253V252H176ZM176 253H175V255H176ZM181 253V252H180ZM179 253V254H180ZM99 254V253H98ZM112 254H115V253H112ZM117 254V253H116ZM116 254H115V256H116ZM184 254V253H183ZM107 255V254H106ZM178 255V254H177ZM176 255V256H177ZM182 255V254H181ZM185 255V254H184ZM183 255V256H184ZM187 255V254H186ZM112 256V255H111ZM118 256V255H117ZM172 256H173V254H172ZM175 256V257H176ZM108 257H110V254H109V256ZM113 257H114V255H113ZM113 257H112V259H113ZM111 258V257H110ZM114 258H116V257H114ZM179 258H180V256H179ZM190 258V257H189ZM189 258H187L186 256L185 257H183V258H180L179 259V262L177 261V259H178V256H177V259L176 260H174V262L176 261V262H178L179 264H196V262H195V258H193L194 260H192V259H189ZM103 260V259H102ZM102 260H101V262H102ZM116 260H117V258H116ZM107 261H109V259L107 258ZM114 262V261H113ZM112 262V263H113ZM116 262V261H115ZM108 263H110L111 264V262H108ZM101 264V263H100ZM107 264V263H106ZM172 264H174V263H172ZM177 264V263H176Z\"/></svg>",
  "mask_w": 264,
  "mask_h": 264
}]
</instances>
